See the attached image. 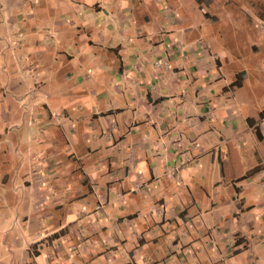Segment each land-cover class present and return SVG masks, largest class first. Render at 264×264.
Returning a JSON list of instances; mask_svg holds the SVG:
<instances>
[{"label":"crops","instance_id":"obj_1","mask_svg":"<svg viewBox=\"0 0 264 264\" xmlns=\"http://www.w3.org/2000/svg\"><path fill=\"white\" fill-rule=\"evenodd\" d=\"M6 1L0 264H264V65L200 69L192 0Z\"/></svg>","mask_w":264,"mask_h":264},{"label":"rangeland","instance_id":"obj_2","mask_svg":"<svg viewBox=\"0 0 264 264\" xmlns=\"http://www.w3.org/2000/svg\"><path fill=\"white\" fill-rule=\"evenodd\" d=\"M248 1L249 0H192L191 14L193 13L196 18L193 20L194 26L191 28V34L208 33L214 42L213 44L208 43L206 45L205 42L199 38H195L191 41L194 42L195 47L200 50L196 52L198 58L201 57L205 60V67L202 65L203 68L200 69H214V60L221 61L220 52L223 55V58L221 57L222 59H226L229 64L234 62L240 68L244 67L243 63H247V61L256 69L257 66L261 64L264 65V0H260L259 9L250 7ZM6 2L5 0L4 3ZM204 14L210 17H216V21H213V25L211 19L210 21L205 19ZM249 39L252 43H257L259 49L256 53L250 54L249 49L246 48L245 44L248 45ZM230 49H233V53H237L235 55L239 57L238 59L235 57V60L229 55ZM221 72L226 75L229 74L227 64L222 65ZM259 72L264 73V68L260 67ZM216 78L217 73L214 74L213 80ZM235 80L228 85L231 89L234 88L232 89L234 90L232 93L233 97H230L229 94L227 95L229 99H235L236 102L240 99L254 100L253 104L255 105L257 99H264V93H262L264 90L257 89L260 85L256 86L254 91H252V89H248L247 91L243 89L236 91L235 87L238 89L241 85L236 84L235 87H233V83H237ZM220 84L222 83L217 81V83H211V87L215 91V85L218 87ZM262 87H264L263 84ZM218 91H220V95L223 94L219 88L216 94ZM250 146L251 142L247 140V153L248 150L251 149ZM245 157L247 165H250L253 161V157L248 154H246Z\"/></svg>","mask_w":264,"mask_h":264},{"label":"trees","instance_id":"obj_3","mask_svg":"<svg viewBox=\"0 0 264 264\" xmlns=\"http://www.w3.org/2000/svg\"><path fill=\"white\" fill-rule=\"evenodd\" d=\"M235 84L236 83H233V85L232 86H235ZM254 130V134H255V136L256 137H258V129H253ZM257 170L255 169V168H253L251 171H249V172H247L244 176H243V178H246V177H248V176H251L254 172H256Z\"/></svg>","mask_w":264,"mask_h":264}]
</instances>
